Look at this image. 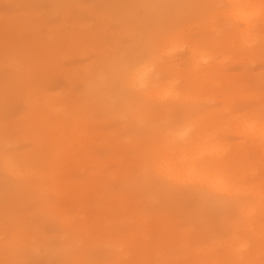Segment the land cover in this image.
Instances as JSON below:
<instances>
[{"label": "rangeland", "instance_id": "1", "mask_svg": "<svg viewBox=\"0 0 264 264\" xmlns=\"http://www.w3.org/2000/svg\"><path fill=\"white\" fill-rule=\"evenodd\" d=\"M218 4L232 5L0 0V264H264V148L239 137L241 119L223 127L216 107L229 101L240 117L249 105L259 113L264 48L246 46L235 7ZM225 15L231 24L221 31ZM251 30L259 34V19ZM167 34L194 46L179 54L157 47ZM201 46L210 51L206 64ZM143 52L165 69L151 95L132 91L124 74ZM176 78L181 99L150 104ZM189 100L205 102L203 129L234 137L223 161L201 134L161 139L159 122L190 114ZM202 152L209 154L196 158ZM154 163L175 176L194 163L208 184L218 170L243 179L228 193L153 182Z\"/></svg>", "mask_w": 264, "mask_h": 264}, {"label": "snow or ice", "instance_id": "2", "mask_svg": "<svg viewBox=\"0 0 264 264\" xmlns=\"http://www.w3.org/2000/svg\"><path fill=\"white\" fill-rule=\"evenodd\" d=\"M214 7L218 9H228L237 6L218 4ZM244 7L251 9L244 17V22L250 29L245 38V44L251 47L259 42L261 47L264 48V0H261L259 5H246ZM257 19H259L261 24V30L258 35L251 30ZM230 24L231 19L227 15L223 16L220 20V30H227ZM155 45L157 47L163 46L177 54L186 52L190 47L194 46L190 44L187 39L176 34H167L157 37ZM200 51V63H208L209 59H211L210 51L203 46L200 47ZM137 56L143 59L138 60L136 58ZM145 65L148 66L147 70H145ZM124 74L126 83L132 91H139L147 95L154 87L153 78L164 77L165 69L163 67V61L159 57L149 52L133 53L124 67ZM137 79L141 81L138 89L135 87ZM182 92V81L179 78L170 79L169 88L164 91L161 96L152 98L150 104H168L181 99ZM204 103L205 102L198 100L187 101V106L193 109L187 116L182 113H169L159 122L160 137L162 140L171 141L174 136L179 139H191L197 134H201L204 143L206 145H211L210 155L217 160L223 161L234 150V137L226 135L221 131L220 127L213 126L203 129L200 106ZM216 107L220 108V115L225 121L223 127L226 128L228 122L233 119H241L242 126L239 129V137L246 142L258 141L261 147L264 148V93H262L261 96L258 114L256 109L249 105L243 109L244 115L240 117L237 113L241 112L242 109L229 101L216 105ZM177 123H179L178 129L176 128ZM207 154L209 153L202 152L200 156L196 158H203ZM206 175V172L194 163L189 164L187 171L182 176L172 175L158 163H154L150 171L149 179L153 182L159 180L180 185H204L207 183L205 179ZM216 176L218 178L211 184H208V186L218 193H228L231 190L232 184L240 183L243 179L239 175H226L222 170H218Z\"/></svg>", "mask_w": 264, "mask_h": 264}, {"label": "bare ground", "instance_id": "3", "mask_svg": "<svg viewBox=\"0 0 264 264\" xmlns=\"http://www.w3.org/2000/svg\"><path fill=\"white\" fill-rule=\"evenodd\" d=\"M232 5H236L237 7H235V9H233L232 11H230L231 12V14L230 15H236V16H234V17H236V18H238V20L240 19L241 20V23H243V24H245V26H246V28H245V30H246V34L247 33H249V26L244 22V17H245V15L249 12V10H247L244 6H245V4H246V1L245 0H228ZM255 5H259V4H255ZM232 17V16H231ZM245 32V31H244ZM245 38V37H244ZM139 80V79H138ZM136 83V82H135ZM138 83V84H137ZM136 84L137 85H140L141 84V82L140 81H138ZM149 95H151V93H149ZM178 153V152H177ZM183 153H185V152H183ZM181 155H183V154H181ZM191 154H189L188 156H186L185 155V157L187 158V159H190L189 157H191L190 156ZM181 156H178L177 158V160H179V158H180ZM184 157V155L180 158V160L181 161H183V159L185 158ZM192 158V157H191ZM186 159V160H187ZM194 159V158H193ZM176 160V161H177ZM185 160V161H186ZM184 161V162H185ZM178 162V161H177ZM188 162L190 163V160H188ZM176 163V162H175ZM176 164H178V163H176ZM181 164V163H180ZM182 164H183V162H182ZM185 164V163H184ZM183 164V165H184ZM187 164V163H186ZM186 164L184 165V166H186ZM172 165V164H171ZM179 165V164H178ZM177 165V166H178ZM173 166H174V164H173ZM172 166V167H173ZM176 167V166H175ZM4 168L8 171V172H13V174L14 175H17L18 173L17 172H14V170H13V167H11L10 166V164L8 163V162H5L4 163ZM170 169V168H169ZM172 169V168H171ZM173 169H174V167H173ZM186 169V168H185ZM181 170H183V169H181ZM176 171H177V167H176ZM180 171V170H179ZM185 171L186 170H184L183 172L185 173ZM182 173V172H181ZM13 174H11V175H13ZM209 174H212V173H208V178L209 179H212V177H210L209 176ZM178 176V175H177ZM218 178V177H217ZM217 178H215V179H213L212 181H215ZM205 179L207 180V177H205ZM208 181H210V180H208ZM208 181H207V184H208ZM211 181V182H212ZM210 182V183H211ZM206 185V184H205Z\"/></svg>", "mask_w": 264, "mask_h": 264}]
</instances>
